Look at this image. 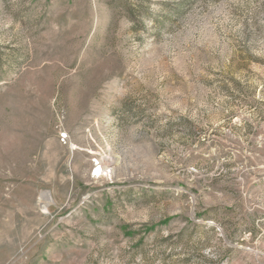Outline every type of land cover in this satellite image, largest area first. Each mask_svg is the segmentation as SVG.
<instances>
[{"label": "rangeland", "instance_id": "rangeland-1", "mask_svg": "<svg viewBox=\"0 0 264 264\" xmlns=\"http://www.w3.org/2000/svg\"><path fill=\"white\" fill-rule=\"evenodd\" d=\"M0 264H264V0H0Z\"/></svg>", "mask_w": 264, "mask_h": 264}, {"label": "bare ground", "instance_id": "bare-ground-1", "mask_svg": "<svg viewBox=\"0 0 264 264\" xmlns=\"http://www.w3.org/2000/svg\"><path fill=\"white\" fill-rule=\"evenodd\" d=\"M101 171L100 167L97 169V172ZM44 199L45 204H44V209L47 210L49 204L53 202V198L49 192H45L42 194L41 199Z\"/></svg>", "mask_w": 264, "mask_h": 264}, {"label": "built area", "instance_id": "built-area-1", "mask_svg": "<svg viewBox=\"0 0 264 264\" xmlns=\"http://www.w3.org/2000/svg\"><path fill=\"white\" fill-rule=\"evenodd\" d=\"M62 138H66V134L65 133H62ZM96 165H100L101 166V162L100 161H96Z\"/></svg>", "mask_w": 264, "mask_h": 264}]
</instances>
